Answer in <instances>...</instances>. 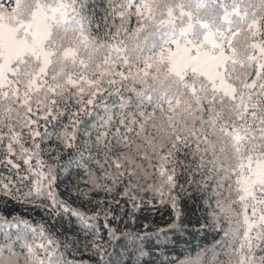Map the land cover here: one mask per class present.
I'll return each instance as SVG.
<instances>
[{"label":"snow or ice","instance_id":"6c2138e0","mask_svg":"<svg viewBox=\"0 0 264 264\" xmlns=\"http://www.w3.org/2000/svg\"><path fill=\"white\" fill-rule=\"evenodd\" d=\"M0 264H264V0H0Z\"/></svg>","mask_w":264,"mask_h":264},{"label":"trees","instance_id":"16d2710c","mask_svg":"<svg viewBox=\"0 0 264 264\" xmlns=\"http://www.w3.org/2000/svg\"><path fill=\"white\" fill-rule=\"evenodd\" d=\"M9 207H13V205H9ZM16 211L17 212H20V213H23L24 210L21 209V208H16ZM32 215H35L37 216V218H39V213L38 212H33ZM199 215V212L196 210V204L195 202L193 201H189L188 203V211L186 213V225L187 227L189 228L190 231H192L194 228H198L199 225L195 224V219H196V216ZM164 219H167V216L164 217ZM191 220L192 223H188V220ZM154 221L157 223V226L159 227H165V224L163 223V221L161 220V217L159 216V214H156L154 216ZM198 235H202V234H198ZM212 242V235H208L206 237V239L204 240H193L192 243L195 244V243H201V244H210ZM87 258V257H85Z\"/></svg>","mask_w":264,"mask_h":264}]
</instances>
